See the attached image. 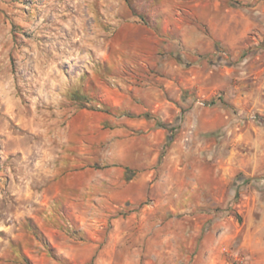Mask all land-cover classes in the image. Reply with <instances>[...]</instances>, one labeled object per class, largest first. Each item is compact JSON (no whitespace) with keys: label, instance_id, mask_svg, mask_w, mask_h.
<instances>
[{"label":"rangeland","instance_id":"1","mask_svg":"<svg viewBox=\"0 0 264 264\" xmlns=\"http://www.w3.org/2000/svg\"><path fill=\"white\" fill-rule=\"evenodd\" d=\"M225 12L197 93L167 18ZM0 264H264V0H0Z\"/></svg>","mask_w":264,"mask_h":264},{"label":"crops","instance_id":"2","mask_svg":"<svg viewBox=\"0 0 264 264\" xmlns=\"http://www.w3.org/2000/svg\"><path fill=\"white\" fill-rule=\"evenodd\" d=\"M222 15L218 23L211 18H206L202 14H197L193 16V18L191 17L193 21L186 20L184 16L177 17L176 21L167 18V20L174 22L175 26H172L173 23H171L170 26L175 29L176 33L175 35H171L170 32L167 33L164 37L165 42L162 44L165 45L169 51H176L186 57L190 56L192 58L194 56L192 59H194L198 65L196 63H191L194 61L189 58V63L192 66L190 69L191 78L189 79L190 85L193 88L195 87V89L197 88V93L200 92L198 88L201 87L200 82L203 80L201 77L204 79L207 78L205 71L201 72V67H199L196 72L194 71V67L202 63L199 64L201 56L206 54H212V56H214L217 53L215 49L217 45H235L237 44V40L241 42L243 36L247 35V22L244 20L242 24V17H234L233 22L230 12H225ZM205 25H208L209 28L207 29ZM237 35H239V37H236ZM180 61H177L175 58L164 62L167 69L166 72H168L163 76L165 88L162 91L163 99L159 104L158 110L166 111L167 115L170 112L177 115L181 111L182 105L185 103L183 101V90L181 89L182 83L178 80V78L184 75V70L181 69ZM169 67H171V69ZM171 73H174V78L171 77ZM184 84L187 85V82L184 81ZM173 97H175L174 99H176V101L172 100ZM188 98L190 99V97ZM189 104L194 108V104ZM124 121L127 122V124L123 125L119 133L130 131L131 123L133 122H131L128 117H126ZM157 132L160 134L163 133L164 130L158 129ZM153 134L155 133L153 132ZM153 134H151V136L155 138ZM119 145L127 147L129 150L130 146L128 143H120ZM172 150L175 152L174 147ZM130 153L131 152H128L123 155L121 160L122 163H128L125 160H127L128 154Z\"/></svg>","mask_w":264,"mask_h":264}]
</instances>
